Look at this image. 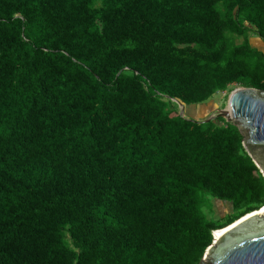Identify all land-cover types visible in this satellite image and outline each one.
<instances>
[{"label": "trees", "instance_id": "trees-1", "mask_svg": "<svg viewBox=\"0 0 264 264\" xmlns=\"http://www.w3.org/2000/svg\"><path fill=\"white\" fill-rule=\"evenodd\" d=\"M252 33L264 0H0V264H201L264 175L174 99L264 89Z\"/></svg>", "mask_w": 264, "mask_h": 264}, {"label": "water", "instance_id": "water-1", "mask_svg": "<svg viewBox=\"0 0 264 264\" xmlns=\"http://www.w3.org/2000/svg\"><path fill=\"white\" fill-rule=\"evenodd\" d=\"M219 117L239 127L244 147L264 175V89L238 86L230 93L224 108L198 122ZM222 230L218 238L213 231L214 240L205 253L209 262L203 257L201 264H264V206Z\"/></svg>", "mask_w": 264, "mask_h": 264}, {"label": "rangeland", "instance_id": "rangeland-1", "mask_svg": "<svg viewBox=\"0 0 264 264\" xmlns=\"http://www.w3.org/2000/svg\"><path fill=\"white\" fill-rule=\"evenodd\" d=\"M251 40L254 45L260 46L264 49V43L260 39V37L256 36L252 33ZM230 92L223 91L219 92L214 95V97L204 103L198 104H182L180 105L177 103V110L172 113V115L179 114L184 112V117L188 119H192L195 121H202L212 114H216L220 108H224L229 99ZM184 108V109H183ZM184 110V111H183ZM211 199V198H210ZM202 212L208 219L223 217L226 214L232 211L231 204L228 202H222L218 199H214L213 201L205 199L204 203L202 204ZM205 257V255H204ZM205 261L209 262V258L205 257Z\"/></svg>", "mask_w": 264, "mask_h": 264}, {"label": "bare ground", "instance_id": "bare-ground-1", "mask_svg": "<svg viewBox=\"0 0 264 264\" xmlns=\"http://www.w3.org/2000/svg\"><path fill=\"white\" fill-rule=\"evenodd\" d=\"M223 230L222 229H219V230H216V238H218L221 234H222Z\"/></svg>", "mask_w": 264, "mask_h": 264}, {"label": "crops", "instance_id": "crops-1", "mask_svg": "<svg viewBox=\"0 0 264 264\" xmlns=\"http://www.w3.org/2000/svg\"><path fill=\"white\" fill-rule=\"evenodd\" d=\"M222 202H226V201H222Z\"/></svg>", "mask_w": 264, "mask_h": 264}, {"label": "flooded vegetation", "instance_id": "flooded-vegetation-1", "mask_svg": "<svg viewBox=\"0 0 264 264\" xmlns=\"http://www.w3.org/2000/svg\"><path fill=\"white\" fill-rule=\"evenodd\" d=\"M227 215V214H226Z\"/></svg>", "mask_w": 264, "mask_h": 264}]
</instances>
